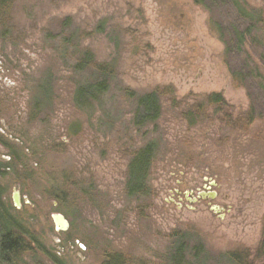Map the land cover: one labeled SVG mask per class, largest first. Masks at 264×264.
<instances>
[{"label": "rangeland", "instance_id": "374dc122", "mask_svg": "<svg viewBox=\"0 0 264 264\" xmlns=\"http://www.w3.org/2000/svg\"><path fill=\"white\" fill-rule=\"evenodd\" d=\"M237 1L242 12L233 0L0 6L1 199L45 250L27 253L25 264H53L48 255L62 264H103L108 255L171 264L181 236L184 264H226L238 253L264 264L255 256L264 217V0ZM98 24L103 33L83 38ZM72 32L74 44L82 38L77 49L60 44ZM83 50L113 60L116 74L100 101L78 109L74 93L92 76L72 68ZM154 90L161 117L138 125L135 100ZM210 95L223 106L189 127L180 113ZM150 141V195L128 197L131 155ZM9 148L16 159L7 168ZM54 214L67 231L55 229Z\"/></svg>", "mask_w": 264, "mask_h": 264}, {"label": "trees", "instance_id": "16d2710c", "mask_svg": "<svg viewBox=\"0 0 264 264\" xmlns=\"http://www.w3.org/2000/svg\"><path fill=\"white\" fill-rule=\"evenodd\" d=\"M14 1L16 0H0V6H2V8H8ZM191 1L194 5H201L203 3V0ZM233 4L238 12H242L237 0H233ZM103 32L104 26L98 24L91 33L84 34V32H82V35L84 38V35L88 37ZM74 33L75 32H72L69 33V35L61 36L60 44L65 47L77 49V45L82 41V38L80 37L78 43L74 44ZM72 68L74 71L80 72L86 70L92 74V76H90L91 78H87V81L79 86L74 93L73 102L78 109H84L89 107L92 103L100 101L101 97L108 93L116 74L113 60L109 62H97L93 54L88 50L80 52V56L75 59ZM161 94L160 90H154L149 94L138 96L135 100L136 107L138 110H141V114L137 119L138 125L154 124L159 120L162 113ZM38 102H35V112H37V108L41 106ZM172 104H175V100L172 101ZM195 104L190 105L180 113L182 120L186 121L189 127L197 125L202 120H205V118L208 117L207 109L213 106H223L224 101L220 96L210 95L204 97L199 104ZM216 113L213 112V114ZM251 120L247 121L246 125L250 124ZM156 146L157 142L150 141L142 149H138L131 155L125 187L128 197L139 198L148 197L150 195V189L146 185V177L155 159ZM8 157L10 163L6 165L7 168L13 163L12 161H15V152L10 149ZM2 194L3 193L0 192V264H25L23 257L27 253H34V251L45 253V250L35 238V234L30 232L27 227L23 226L22 223L12 216L10 207L6 202L3 203L1 199ZM177 240L178 243L176 241L171 245L168 258L171 264H184L180 256L182 258L186 251L185 238L181 236L177 238ZM255 256L257 258L264 256V217L262 220V238ZM48 257L53 264H62L57 261L56 256L51 257L48 255ZM116 257V255L115 258L113 255L106 256L103 264H118ZM223 260L226 264H245L246 262V259L239 253L227 254Z\"/></svg>", "mask_w": 264, "mask_h": 264}, {"label": "water", "instance_id": "95a60500", "mask_svg": "<svg viewBox=\"0 0 264 264\" xmlns=\"http://www.w3.org/2000/svg\"><path fill=\"white\" fill-rule=\"evenodd\" d=\"M210 185H213L211 183ZM12 201L15 208H18L20 206L19 200H18V193L14 192L12 194ZM52 223L56 230L60 232H65L69 229V223L66 221V219L60 215V214H54L51 216Z\"/></svg>", "mask_w": 264, "mask_h": 264}]
</instances>
